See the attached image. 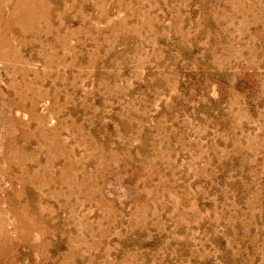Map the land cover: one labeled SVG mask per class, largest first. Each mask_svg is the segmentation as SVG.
<instances>
[{
	"label": "rangeland",
	"instance_id": "1",
	"mask_svg": "<svg viewBox=\"0 0 264 264\" xmlns=\"http://www.w3.org/2000/svg\"><path fill=\"white\" fill-rule=\"evenodd\" d=\"M0 264H264V0H0Z\"/></svg>",
	"mask_w": 264,
	"mask_h": 264
}]
</instances>
